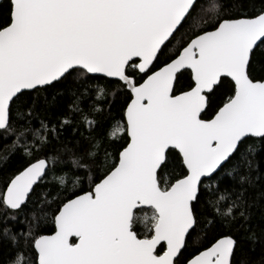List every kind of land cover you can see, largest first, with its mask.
<instances>
[{
    "label": "snow or ice",
    "instance_id": "snow-or-ice-1",
    "mask_svg": "<svg viewBox=\"0 0 264 264\" xmlns=\"http://www.w3.org/2000/svg\"><path fill=\"white\" fill-rule=\"evenodd\" d=\"M14 159L6 264H264V0H0Z\"/></svg>",
    "mask_w": 264,
    "mask_h": 264
},
{
    "label": "trees",
    "instance_id": "trees-1",
    "mask_svg": "<svg viewBox=\"0 0 264 264\" xmlns=\"http://www.w3.org/2000/svg\"><path fill=\"white\" fill-rule=\"evenodd\" d=\"M2 2L6 5L7 0H2ZM214 0H199V7H208L211 3H213ZM254 2L256 3L257 7L260 6L261 0H254ZM219 3L222 5L223 9H228L231 7L233 0H219ZM204 19L206 20H210L211 17L208 15L204 16ZM187 74H185L186 76ZM182 78V82H183ZM109 96L110 99L108 101V103L104 104V113L103 116L100 117V119L103 122V126L106 128L108 127L109 124L113 123V122H119L121 120H124V116H123V109L126 107L125 104V97L123 93H117L115 95V98L112 99V91L110 90L109 92ZM126 139V137H125ZM120 143H122L123 141H119ZM21 161L19 159H14L12 160L10 163H0V185H2L3 180L7 178L8 174L12 171H14L17 167H19ZM49 179H51V177H49ZM48 185L47 184H41L39 187H37L36 189V198H39L40 196V192L42 188H46ZM152 214V210L151 208H142V210H138L137 211V216H138V221H137V226H136V230L137 231H143V225L145 222V217H150ZM259 216V214H257V217ZM259 223V220L256 219L253 221V226H255V224ZM51 231H53L52 226L50 225V223L48 225L45 226V231L43 234H49L51 233ZM251 255H255L258 256L259 255V246H257L256 252L252 253L249 251V242L245 241L244 242V246L242 251L239 253L238 258L240 260H246L249 256ZM8 258V251L7 249L4 250H0V264H6Z\"/></svg>",
    "mask_w": 264,
    "mask_h": 264
},
{
    "label": "water",
    "instance_id": "water-1",
    "mask_svg": "<svg viewBox=\"0 0 264 264\" xmlns=\"http://www.w3.org/2000/svg\"><path fill=\"white\" fill-rule=\"evenodd\" d=\"M125 119V118H124ZM143 208H149V207H147V206H145V207H143ZM50 234V233H49Z\"/></svg>",
    "mask_w": 264,
    "mask_h": 264
},
{
    "label": "rangeland",
    "instance_id": "rangeland-1",
    "mask_svg": "<svg viewBox=\"0 0 264 264\" xmlns=\"http://www.w3.org/2000/svg\"><path fill=\"white\" fill-rule=\"evenodd\" d=\"M150 215H152V214H150Z\"/></svg>",
    "mask_w": 264,
    "mask_h": 264
}]
</instances>
